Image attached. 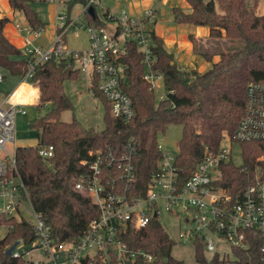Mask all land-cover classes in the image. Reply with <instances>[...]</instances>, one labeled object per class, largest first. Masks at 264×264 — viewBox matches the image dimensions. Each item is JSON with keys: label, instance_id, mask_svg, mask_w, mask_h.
<instances>
[{"label": "built area", "instance_id": "1", "mask_svg": "<svg viewBox=\"0 0 264 264\" xmlns=\"http://www.w3.org/2000/svg\"><path fill=\"white\" fill-rule=\"evenodd\" d=\"M26 1L53 5L55 11L51 25L41 19L44 25L35 27L23 13L11 9L12 14L23 16L22 21L9 24L12 44L20 49L27 64L25 74L14 88L20 82L34 86L28 79L39 63L67 62L79 74L86 75L90 83L95 78L98 90L109 103L111 115L127 122L135 110L131 98L120 86L127 64L119 57L126 53V45L133 42L142 55L145 67L142 78L149 84V90L160 93L157 100L166 97L162 75L150 69L153 51L146 23L153 16V9L134 14L122 8L117 13L102 8V16H98L95 6L101 0ZM248 5H252V0H248ZM81 31L86 33V46L70 47L65 34L77 37ZM14 88L0 99V218L15 217L29 222L33 236L11 243L10 257L20 258L22 264L149 263L153 260L150 252L129 246L127 227L144 226L157 217L160 209L182 218L186 229L180 232L179 241L201 240L209 256L214 253L228 256L232 248L247 249L256 242L264 253V152L252 162L251 175L230 181L225 175L230 164L241 170L246 168L241 143L264 142V81L247 83L242 113L234 131L225 135L217 148L206 147L191 175L183 181L175 164L176 155L163 152L159 142L157 147L162 156L143 194L142 185L135 186L133 159L137 151L132 138L121 151L110 146L88 150L79 161L83 170L74 187L95 205L97 216L80 235L63 240L51 235L41 214L32 207L16 172L13 147L16 115L25 114L26 107L37 102L39 92L33 102H15L11 98ZM233 143L240 146V162L233 159ZM38 153L48 159L53 155V146L41 144ZM29 209L32 220L23 214ZM1 227L5 228L3 223Z\"/></svg>", "mask_w": 264, "mask_h": 264}, {"label": "trees", "instance_id": "2", "mask_svg": "<svg viewBox=\"0 0 264 264\" xmlns=\"http://www.w3.org/2000/svg\"><path fill=\"white\" fill-rule=\"evenodd\" d=\"M189 11L179 6L172 8L174 21L180 24L203 25L210 36L224 37L225 41L240 39L241 51H215L189 40L196 53L202 55L210 66L203 71L180 68L172 52L165 49L162 37L153 28L148 29L153 58L150 69L162 75L166 97L157 100L142 78L145 67L142 55L133 42L119 59L127 64L121 88L129 95L135 110L133 118L124 122L110 113L108 101L97 88L96 79L89 85L91 93L102 104L101 128L82 125L75 117L61 118L62 112L72 107L64 91V82L76 79L79 71L67 62L52 60L36 65L28 83L39 90L35 109L48 106L41 116L29 120L28 126L37 131V145L14 148L15 168L20 176L27 197L35 211L41 214L53 237L57 240L73 239L80 235L87 223L97 216V209L90 199L74 187L83 170L79 161L90 149L110 146L123 150L126 141L132 138L136 146L133 159L136 176L135 186L143 188L153 171L158 168L162 151L157 147L159 134L165 133L168 125L181 127L175 164L183 181L191 175L206 147L215 149L227 134H231L242 113L246 85L249 81H264V13L254 11L258 0H186ZM11 9L21 12L35 27L44 25L26 0H9ZM9 22L0 17V67L18 82L26 72V61L19 48L4 35L3 28ZM218 55L212 61L213 55ZM6 75L3 74V80ZM23 82L13 92L15 101H34L37 88ZM10 91V90H9ZM4 92L5 94L8 93ZM53 146V155L44 159L38 146ZM244 170L232 164L226 167L227 180H241L251 175L252 162L264 152V142L241 143ZM5 233L0 238V264H22L20 258L5 253L6 248L19 238L28 240L33 236L32 225L15 217H1ZM126 240L132 249L143 248L153 260L136 264H188L174 257L171 248L174 239L169 236L157 217L142 227H127ZM259 243V242H258ZM257 242L247 249L232 248L230 256L214 253L206 256L201 240H195V260L199 264H264Z\"/></svg>", "mask_w": 264, "mask_h": 264}, {"label": "rangeland", "instance_id": "3", "mask_svg": "<svg viewBox=\"0 0 264 264\" xmlns=\"http://www.w3.org/2000/svg\"><path fill=\"white\" fill-rule=\"evenodd\" d=\"M138 0H101L100 4L95 6V11L98 16H102L101 9L108 8L110 11L117 13L119 9H125L132 11V5ZM140 6L143 5L146 9L149 7L148 4L152 2L157 6L158 12L155 16V29L163 33L164 37L172 38L178 40L181 35L184 34L185 39L187 37L188 31L196 35L197 39L193 37L194 43L196 45H202L205 48L213 49L215 51H241L243 43L240 39H233L225 41L224 37L215 38L209 35L208 28L203 25H193V24H180L174 21V15L172 8L174 6H179L182 10L188 11L190 6L186 0H139ZM152 6V5H151ZM0 7H3L0 2ZM31 7L37 13L40 19L45 22H48L49 25L53 22V5H41L40 3H32ZM1 10V9H0ZM254 11L257 14L264 13V0H258L257 5L254 8ZM11 17H14V20H10L5 24L4 31L10 35V22L22 21L23 16L20 13L12 14ZM151 19V17H150ZM66 43L70 47H84L87 44L86 33L85 31L79 32L77 37L72 34H65ZM13 36L11 40L13 41ZM15 41V40H14ZM190 41V40H189ZM193 44V42H191ZM189 44V43H188ZM192 44L190 46L191 51H186L185 48L179 49L177 44L174 43L171 45L172 50L175 53L174 60L180 68L184 69H195L197 71H202L204 67L208 64L207 60L200 54L196 53L193 49ZM189 48V47H188ZM189 48V49H190ZM193 54V55H192ZM183 55L184 61H179L178 56ZM174 57V56H173ZM214 56H212L213 59ZM0 74H5L6 77L3 81H0V99L7 92L14 88L16 85L15 78L8 74L6 70L0 67ZM19 85V84H18ZM17 85V86H18ZM90 80L84 74H79L78 78L72 80H66L64 82V91L69 97L72 107L68 110L62 112L61 118L64 120H70L72 117H75L82 125L84 126H93L95 128H101L103 126L102 122V104L100 100L95 97L90 89ZM14 88V90L17 88ZM163 90H161V93ZM156 96L160 95L159 92H156ZM36 104V103H34ZM48 106L41 107L36 110L35 105H28L26 107L25 114H17L15 119V139L13 142V147L23 146V145H37V131L28 126V122L31 118L36 116L43 115ZM181 127L177 124L168 125L165 133L159 134L158 141L161 145L163 152H168L170 155H176L178 151V140L180 138ZM233 159L235 162H240V146L238 143H233ZM27 203V202H26ZM28 207V204H27ZM26 219L32 220L33 216L31 215V210L25 211L23 213ZM157 219L169 234L171 238L174 239V244L171 248V254L179 259H183L188 264H199L195 260V245L191 240H184L183 242L179 241V234L186 229V225L183 223L182 218L176 214H169L164 209H160L157 214ZM6 229L4 227L0 228V238L4 235ZM206 256H209L208 253H205ZM232 253L229 250L228 256L231 257Z\"/></svg>", "mask_w": 264, "mask_h": 264}, {"label": "crops", "instance_id": "4", "mask_svg": "<svg viewBox=\"0 0 264 264\" xmlns=\"http://www.w3.org/2000/svg\"><path fill=\"white\" fill-rule=\"evenodd\" d=\"M154 1V0H153ZM0 2H1V4H2V6L3 7H0V17L1 16H7L8 18H10L12 15H11V13H12V11H11V8H10V6H9V2H8V0H0ZM152 5V6H151ZM148 8H151V9H153V16H151V19H149L148 20V22L146 23V26H147V28L149 29V28H153L154 29V32L158 35V36H160V37H162V39H163V45H164V47H165V49L167 50V51H169V52H172V54H173V56H174V58H176L175 57V53H174V51L172 50V48H174V47H172L171 45L174 43L175 45L177 44V47L179 48V49H183V48H185V50L186 51H191V48H190V46H189V44L191 45L192 43H191V41H189V39H185L184 38V34L183 35H181L180 36V38H178V40H175L174 39V37H172V38H169V37H164L162 34L163 33H161V32H159L157 29H155V22H156V19H155V16H156V14H157V12H158V9H157V6H155V4H152V2H150L149 4H148ZM145 7H147V4H146V6H144L143 5V7H142V5L140 6V1L138 0V2H134L133 1V5H132V13H134V14H141L142 12H143V10L144 9H146ZM190 10V9H189ZM188 10V11H189ZM10 25V24H9ZM11 27V26H10ZM4 28H5V26H4ZM4 28H3V33H4V35L7 37V39L12 43L13 41L11 40V38H12V36H13V32H12V29H10L11 31H10V35H11V37H9L8 36V34L4 31ZM188 34H191L193 37H194V39L197 37L196 35H194V34H192L191 32H189L188 31V33H187V37L189 38V36H188ZM197 39V38H196ZM189 43V44H188ZM190 49H189V48ZM193 55V54H192ZM214 57H213V59H212V61H216L217 59H218V55L216 54V55H213ZM176 60V59H175ZM178 60L179 61H184L185 59L183 58V55H180V56H178ZM208 64L206 65V67H204L203 68V70L204 69H206V68H208L209 66H210V62L208 61L207 62ZM202 70V71H203ZM15 90H13V92H14ZM13 92H12V95H13ZM37 92H39V90H38V88H37Z\"/></svg>", "mask_w": 264, "mask_h": 264}, {"label": "water", "instance_id": "5", "mask_svg": "<svg viewBox=\"0 0 264 264\" xmlns=\"http://www.w3.org/2000/svg\"><path fill=\"white\" fill-rule=\"evenodd\" d=\"M89 10H90V12H92V7H91ZM12 248H13V245H11L10 247H8V248L5 250V253H6L7 255H9V254H10V251H11Z\"/></svg>", "mask_w": 264, "mask_h": 264}, {"label": "bare ground", "instance_id": "6", "mask_svg": "<svg viewBox=\"0 0 264 264\" xmlns=\"http://www.w3.org/2000/svg\"><path fill=\"white\" fill-rule=\"evenodd\" d=\"M21 83V82H20ZM12 98V97H11ZM13 101H15V100H13ZM15 102H19V101H15ZM23 103V102H22Z\"/></svg>", "mask_w": 264, "mask_h": 264}]
</instances>
